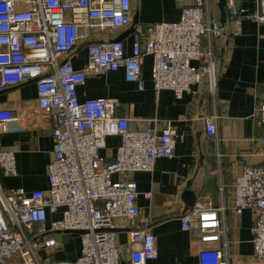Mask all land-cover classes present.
I'll return each instance as SVG.
<instances>
[{
  "label": "built area",
  "instance_id": "2783aa9c",
  "mask_svg": "<svg viewBox=\"0 0 264 264\" xmlns=\"http://www.w3.org/2000/svg\"><path fill=\"white\" fill-rule=\"evenodd\" d=\"M183 1V0H182ZM177 21L135 25L130 52L121 39L91 41L87 62L75 69L69 54L75 45L97 32L132 24L131 0H0V89L34 81L36 104L53 116L51 158L46 189L27 191L0 185V264H49L38 256L41 246L55 242L47 232L74 231L80 254L57 264H120L116 240L117 220L135 219L140 210L136 182L113 174L149 171L158 157H172L175 134L168 124L159 131L133 128L118 114L119 102L99 97L79 100L77 88L89 75L122 69L124 79L144 89L142 61L151 56V82L155 91L170 90L180 99L192 85L216 86L214 41L243 18L264 24V0L254 11L243 12L227 0V22L213 17L209 0H189ZM254 115L260 128L258 164L245 163L233 183V211L256 212L250 227L253 255L264 262V91ZM214 136L215 117L203 118ZM11 109L0 107V134L15 127ZM108 136H118L113 157L101 153ZM0 170L15 174L14 151L0 148ZM150 198L151 192L142 193ZM60 212V218L48 216ZM223 207H195L180 216L183 229H194L203 244L198 264H228ZM138 247L128 253V264H147L158 253L149 226L129 231Z\"/></svg>",
  "mask_w": 264,
  "mask_h": 264
},
{
  "label": "crops",
  "instance_id": "0c3cea01",
  "mask_svg": "<svg viewBox=\"0 0 264 264\" xmlns=\"http://www.w3.org/2000/svg\"><path fill=\"white\" fill-rule=\"evenodd\" d=\"M189 0H131L132 16L138 14L136 25L174 22ZM213 17L220 19L218 0H209ZM227 3V0H226ZM243 12L254 11L257 0H234ZM226 20L228 9L225 5ZM130 26L97 32L80 40L69 54L75 69L87 62V45L91 41H108L121 35L126 52H130ZM216 86L211 94L204 79L191 86L180 99L170 90L155 91L151 82V56L142 61L144 89L124 79L122 69L100 75H89L78 86L79 100L107 97L119 102L118 114L129 119L131 127L146 122L159 131L168 124L175 134L172 157H158L149 171L113 174L112 179L130 177L140 192L136 198L139 216L117 220L116 240L121 251L120 264H128V253L138 247L130 241L129 231L149 226L155 236L157 259L147 264H198L197 254L203 244L194 229H183L180 216L195 207H223L226 226L228 264H264L253 255L250 227L256 212L246 209L241 215L233 211V183L245 163H261L260 128L254 115L256 104L264 91V24L243 18L233 30H225L214 41ZM34 81L0 89V107L12 110L15 127L0 134V148L14 151L15 174L0 170L4 189L21 187L27 191L46 189L47 165L51 158L53 116L41 113L36 104ZM215 117L214 136L206 132L203 118ZM118 136L105 139L101 153L115 154ZM193 193L194 203L188 205L183 192ZM151 192L150 198L142 193ZM60 218V212L48 216ZM52 247L41 246L39 259L49 264L74 260L80 254L78 232H47Z\"/></svg>",
  "mask_w": 264,
  "mask_h": 264
},
{
  "label": "water",
  "instance_id": "95a60500",
  "mask_svg": "<svg viewBox=\"0 0 264 264\" xmlns=\"http://www.w3.org/2000/svg\"><path fill=\"white\" fill-rule=\"evenodd\" d=\"M225 5H226V0H218V4H217V6H218V8H219V11H220V19H219V21H220V23L222 24V25H224L225 24V20H226V10H225ZM137 22H138V14H137V12H135L134 14H133V16H132V24L130 25V27H129V29L127 30L128 32H133V30H134V27H135V25L137 24ZM121 38V35L120 36H118V37H116V38H114L115 40H118V39H120ZM183 198H185V199H187V201H188V205H190V206H192L193 205V203H194V196H193V193L191 192V191H189V190H185L184 192H183Z\"/></svg>",
  "mask_w": 264,
  "mask_h": 264
}]
</instances>
